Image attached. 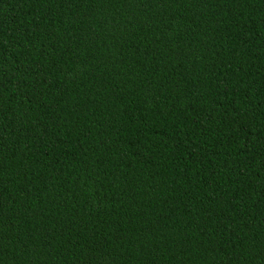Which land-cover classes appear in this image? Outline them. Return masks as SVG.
<instances>
[{
	"label": "trees",
	"instance_id": "1",
	"mask_svg": "<svg viewBox=\"0 0 264 264\" xmlns=\"http://www.w3.org/2000/svg\"><path fill=\"white\" fill-rule=\"evenodd\" d=\"M0 264H264V0H0Z\"/></svg>",
	"mask_w": 264,
	"mask_h": 264
}]
</instances>
